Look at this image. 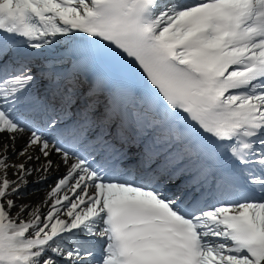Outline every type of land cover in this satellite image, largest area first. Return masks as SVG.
I'll list each match as a JSON object with an SVG mask.
<instances>
[{
    "label": "snow or ice",
    "instance_id": "obj_1",
    "mask_svg": "<svg viewBox=\"0 0 264 264\" xmlns=\"http://www.w3.org/2000/svg\"><path fill=\"white\" fill-rule=\"evenodd\" d=\"M0 264H264V0H0Z\"/></svg>",
    "mask_w": 264,
    "mask_h": 264
},
{
    "label": "bare ground",
    "instance_id": "obj_2",
    "mask_svg": "<svg viewBox=\"0 0 264 264\" xmlns=\"http://www.w3.org/2000/svg\"><path fill=\"white\" fill-rule=\"evenodd\" d=\"M63 170V168L60 169V171ZM58 172H53V176H55ZM50 182V181H49ZM47 189V185H39V186H33L29 185L28 187V195L25 197V202L31 201L33 203L38 202L44 195L45 191Z\"/></svg>",
    "mask_w": 264,
    "mask_h": 264
}]
</instances>
